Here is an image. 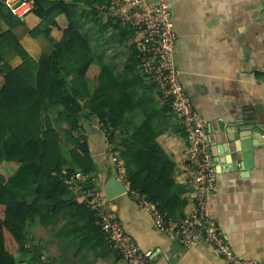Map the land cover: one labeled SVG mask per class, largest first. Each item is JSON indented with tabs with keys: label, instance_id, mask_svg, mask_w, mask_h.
I'll return each mask as SVG.
<instances>
[{
	"label": "crops",
	"instance_id": "obj_1",
	"mask_svg": "<svg viewBox=\"0 0 264 264\" xmlns=\"http://www.w3.org/2000/svg\"><path fill=\"white\" fill-rule=\"evenodd\" d=\"M69 3L74 23L91 49L77 63L81 66L90 60L87 71L74 76L71 86L81 96V104L103 92L119 98V106L126 108L123 131L131 134L137 127L140 135L149 125L148 132L173 160L172 178L185 200L174 218L184 215L193 198L185 133L160 90L140 75L138 66L130 69L137 57L132 30L106 17L100 7L107 6V0ZM169 5L176 36L175 66L192 107L205 121L215 171V192L206 200V215L237 257L264 262V0H169ZM4 9L0 33L11 28L33 59L50 52L48 40L28 34L36 23L32 15L21 23ZM56 21L59 28L67 25L62 15ZM51 37L57 41L60 30L53 28ZM20 63L9 50L0 62V72L4 64L14 68ZM73 118L64 113L52 116L61 154L69 161L70 149L84 139L95 166L90 175L103 193L112 173L120 180L125 178L121 151L109 153L105 134L93 116L80 118L78 131L69 129L68 121ZM123 136L125 133L117 131V145ZM123 151L127 154L126 148ZM17 167L16 163L3 162L0 173L11 176ZM69 191L72 197L74 190ZM73 198L82 203L81 197ZM106 207L138 247L151 252L152 264H224L205 243L187 248L157 231L129 189L108 200ZM25 239L18 264H123L88 215L71 209L55 217L43 201L34 204Z\"/></svg>",
	"mask_w": 264,
	"mask_h": 264
},
{
	"label": "trees",
	"instance_id": "obj_2",
	"mask_svg": "<svg viewBox=\"0 0 264 264\" xmlns=\"http://www.w3.org/2000/svg\"><path fill=\"white\" fill-rule=\"evenodd\" d=\"M1 8H4L3 0H0V13ZM28 15L36 19L28 34L48 40L51 50L33 59L11 28L0 33V62L9 50L21 60L14 68L4 64L1 69L4 82L0 86V165L13 162L18 167L11 176L0 173V264H18L17 257L25 248L26 223L33 218L37 202L49 205L55 217L74 209L81 216L88 215L96 224L94 213L75 201L73 194L71 197L66 183L76 171L83 175L94 172L87 143L80 140L70 149L67 161L60 151L53 115H74L68 121L71 131H78L80 118L93 116L98 121L112 151H121L129 193H138L168 218H174L185 203L182 189L172 178L173 160L148 132L149 125L146 134L139 135L137 127L131 134L123 131L126 108H121L119 98L112 94L103 92L81 104V96L71 86V79L87 71L90 60L81 66L77 63L91 49L74 23L69 0H34L33 9L20 22ZM61 15L67 21L63 28L56 21ZM53 28L60 30V38L55 42L51 37ZM137 65L135 57L129 67L134 69ZM117 131L125 133L118 145ZM186 162L191 167L188 155ZM66 196L68 199L64 200Z\"/></svg>",
	"mask_w": 264,
	"mask_h": 264
},
{
	"label": "built area",
	"instance_id": "obj_3",
	"mask_svg": "<svg viewBox=\"0 0 264 264\" xmlns=\"http://www.w3.org/2000/svg\"><path fill=\"white\" fill-rule=\"evenodd\" d=\"M6 11L22 20L34 7V0H3ZM106 17L133 29V44L137 52L140 75L154 84L167 101L171 113L185 133L187 155L191 163L193 201L187 213L168 218L136 192H130L138 206L151 216L153 227L177 239L183 247L199 242L210 246L224 264H264L240 259L231 250L226 237L206 215V200L215 192L216 179L209 151L203 117L192 107L190 97L182 88L180 71L175 66V33L169 0H107L100 7ZM4 73L0 72V86ZM112 155V146L106 145ZM117 176V175H116ZM118 178V177H117ZM124 185L128 183L122 177ZM69 190L82 198V204L94 213L95 222L108 243L118 253L123 264H152L151 252L142 250L127 234L115 214L106 207L107 199L94 185L91 175L74 172L66 179Z\"/></svg>",
	"mask_w": 264,
	"mask_h": 264
},
{
	"label": "water",
	"instance_id": "obj_4",
	"mask_svg": "<svg viewBox=\"0 0 264 264\" xmlns=\"http://www.w3.org/2000/svg\"><path fill=\"white\" fill-rule=\"evenodd\" d=\"M127 192V187L124 185L122 180L117 178L115 173H112V176L107 179L103 187V193L107 201L112 200Z\"/></svg>",
	"mask_w": 264,
	"mask_h": 264
}]
</instances>
